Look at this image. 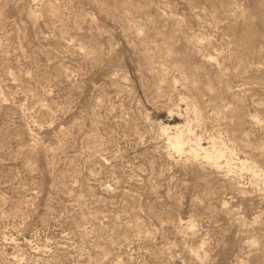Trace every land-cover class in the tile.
<instances>
[{
  "label": "rangeland",
  "instance_id": "rangeland-1",
  "mask_svg": "<svg viewBox=\"0 0 264 264\" xmlns=\"http://www.w3.org/2000/svg\"><path fill=\"white\" fill-rule=\"evenodd\" d=\"M0 264H264V0H0Z\"/></svg>",
  "mask_w": 264,
  "mask_h": 264
},
{
  "label": "bare ground",
  "instance_id": "bare-ground-1",
  "mask_svg": "<svg viewBox=\"0 0 264 264\" xmlns=\"http://www.w3.org/2000/svg\"><path fill=\"white\" fill-rule=\"evenodd\" d=\"M187 105V104H186ZM168 138V137H167ZM170 139V138H169ZM171 140V142H172V144H173V146L175 147V149L178 151V152H183V150H184V148L185 147H183V144H184V142H183V139L181 138V136H175V138H173L172 137V139H170ZM218 142V141H217ZM173 146H172V148H173ZM196 146H197V150H199V151H202V150H206V148H205V146L201 143V142H199V143H197L196 144ZM224 147V146H223ZM209 149V148H208ZM208 151V150H207ZM217 150H213V152H216ZM224 152V151H223ZM233 152V151H232ZM217 153V152H216ZM219 153H220V151H219ZM195 154V153H194ZM198 154V153H197ZM180 155V154H179ZM219 156V155H218ZM218 158H220V157H218ZM214 160V159H213ZM216 160V159H215ZM220 160V159H219ZM208 161V160H207ZM215 164L216 165H220L219 164V161H215ZM245 165H247V164H245Z\"/></svg>",
  "mask_w": 264,
  "mask_h": 264
}]
</instances>
